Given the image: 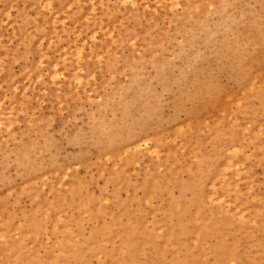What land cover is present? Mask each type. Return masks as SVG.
<instances>
[{"label": "bare ground", "instance_id": "1", "mask_svg": "<svg viewBox=\"0 0 264 264\" xmlns=\"http://www.w3.org/2000/svg\"><path fill=\"white\" fill-rule=\"evenodd\" d=\"M3 1L0 18L8 20L14 0ZM148 1L28 0L15 11L13 48L0 37V175L12 167L19 180H7L5 193L31 205L20 221L0 215V264H264V76L258 73L264 21L244 4L238 22L227 26L233 42L199 57L185 82L192 88L185 113L220 105V72L238 86V96L229 100L236 109L225 110L210 126L195 122L182 132L154 124L158 111L151 102L132 103L130 90L115 82L116 76L131 87L144 81L147 67L166 63L169 42L161 34L149 38L127 30L123 20L137 24L142 15L154 19L163 13L174 26L204 27L214 8L228 1L218 9L224 14L234 3ZM88 40L93 47L85 53ZM13 61L23 63L17 76L10 71ZM29 88L32 97L45 92L61 102L74 98V108L82 101L93 106L88 138L74 133L69 142L98 149L104 188L96 194L93 179L80 178L65 163L43 165L58 144L44 118L27 119ZM113 95L118 100L108 120ZM171 133L179 145L171 144ZM140 158L142 177L135 180L127 169ZM254 166L261 168V180L253 176Z\"/></svg>", "mask_w": 264, "mask_h": 264}, {"label": "rangeland", "instance_id": "2", "mask_svg": "<svg viewBox=\"0 0 264 264\" xmlns=\"http://www.w3.org/2000/svg\"><path fill=\"white\" fill-rule=\"evenodd\" d=\"M231 1L232 3H234L233 7L229 11H224V14H222L221 10H224V5H227L228 1H224V5L221 4V6L223 7H211L214 8V10L211 11L208 15L207 22L205 23L204 27H192V25L190 24L180 25L178 27L174 26V24H171L170 17H166L163 13H159V15H157L154 19L152 17H145L142 15L140 17V21L137 24L133 23V21L131 20H123V26L127 30H131L132 32H135L137 34L139 33L140 35H143L144 33H146L149 38L157 37L158 34H161V36L164 37H169V42L167 44L165 50L166 52H164L163 58V60L167 64L163 62L155 69L147 67L146 72L142 77L144 81L140 80L141 82H139V84L134 87H131L130 84L125 81L123 76L115 77V82L121 85V87H119L121 90H125L124 92L130 90V92H127V99L128 97H130L128 99L129 101L133 100V103L140 100L145 102L146 105L151 102V107L155 108L158 111L157 118L153 122L154 124L159 125L160 127L172 124V128L178 129V131L182 130V132H184V130H187V127L194 126L197 122H203L210 126L212 123H215V121L218 122L221 119L225 110L228 111V109H236V105L234 103L231 104L229 100L233 96H238V86L234 81H231L229 79L226 72H220L216 76L218 84L224 90V93L220 96L219 99L220 105L204 107L199 111L193 112L191 114L185 113V110L191 107L188 99L192 95V88L185 85L187 77L192 72L198 59L208 55V50L210 47L217 48L223 45H230L233 42V35L230 30L227 29V26L232 23L238 22L241 12L244 8V4L247 3V8L255 13L259 17L260 21H264V15L262 13V10H264V3L254 4L250 0H246L245 3H243L242 1ZM3 2V0H0V8L3 7ZM27 2L28 0H14V6L8 8L9 21L0 18V37L2 43L8 50H11L14 44L10 40V35L12 33V28L15 20V11L24 8V6L27 5ZM148 2L152 5V0H149ZM213 13L215 14V16L213 15ZM220 13L222 15H220ZM226 19H228L229 22L225 21ZM217 22L220 23L218 24ZM219 25L221 28L219 27ZM223 29L226 30L222 31ZM207 31H209L208 34ZM140 43L141 41L136 43L135 47L137 49H140ZM83 47L85 53H88V51H91L93 44L89 40L84 41ZM124 54H126V51H124ZM171 54H173V57H171ZM175 56L178 58H176ZM262 57L263 59L260 62L258 73L264 76V56ZM9 65L10 71H12V73L14 74L13 76H17L19 73V69L23 67V63H20L19 61H13ZM144 83L146 84L143 85ZM106 90V92H109L110 87H107ZM32 93V88H29L24 94V96L28 98L27 107L25 110L27 119L30 120L44 118L49 124V127L47 124L46 128L47 134L54 143L58 144L57 153L52 157H46L43 165L52 164L54 162L65 163L80 178L93 179L92 192L96 194L98 192V189L104 188L102 179H100L97 175V172L99 171L98 158H100L98 149L92 147L91 145H88L89 143H84L85 145L83 144L82 146L79 145L78 147H76L69 142V139L72 138V135L74 133H79L80 135H84L86 139L88 138L87 132L89 128L88 126L91 123L90 119L93 117V115H95L93 106L91 105V103L82 101L80 107L78 105H75L79 108H74V98H67L66 101L61 102L51 98L45 92L39 93L38 95H35V97H32ZM138 93L140 94V96ZM136 94L138 96H136ZM98 96L99 95H95L96 100L98 99ZM144 96L147 98L146 100L143 99ZM117 97V95H113L109 102L108 110H106L105 112V116L108 120L111 119V116L116 110V102L118 100ZM148 99L149 101H147ZM236 99L237 97H235V100ZM125 104L126 107H128V111L133 112L132 104ZM240 104H242V100L240 101ZM132 132L134 134V131ZM169 136V141L172 145L180 144L179 137L173 136L172 133L169 134ZM172 145H169V147ZM174 155V160L177 161V159L179 158V154L177 155V153H174ZM82 159L85 161L84 163L86 165L84 163H80V160ZM102 162L105 163L106 161L102 160ZM143 165L144 164L142 163V159L140 158L135 165H132L127 169V173L131 176V178L135 180H141V167ZM253 170V176L255 177V179L261 180V168L259 166H254ZM7 180H11V182L15 185L19 180L15 170L10 166L6 167L4 175H0V215H3V217H7L8 215H10L12 217L11 219L20 221L22 219L23 213L27 214L31 212V205L29 200L25 197L16 200L14 193H5L6 188L4 187L9 185V182ZM106 189L109 190L107 186ZM172 192L174 195L176 194L175 189H173ZM45 195L49 197L47 190H45ZM121 197H124V193H122ZM155 202L157 201L153 200L152 204L155 205ZM46 242L48 243L49 240H46L45 243ZM39 253H42L41 249L39 250ZM92 264L96 263L92 262ZM107 264H109V262H107Z\"/></svg>", "mask_w": 264, "mask_h": 264}]
</instances>
